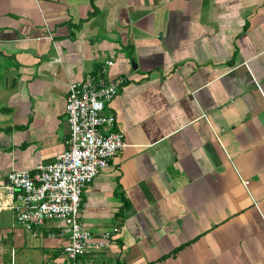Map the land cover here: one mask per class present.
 I'll return each mask as SVG.
<instances>
[{"label":"crops","instance_id":"1","mask_svg":"<svg viewBox=\"0 0 264 264\" xmlns=\"http://www.w3.org/2000/svg\"><path fill=\"white\" fill-rule=\"evenodd\" d=\"M106 60L126 146L80 205L111 246L76 264H264V0H0V201L67 148L69 82ZM62 228L1 208L0 264H70Z\"/></svg>","mask_w":264,"mask_h":264},{"label":"built area","instance_id":"2","mask_svg":"<svg viewBox=\"0 0 264 264\" xmlns=\"http://www.w3.org/2000/svg\"><path fill=\"white\" fill-rule=\"evenodd\" d=\"M112 64L106 60L97 72L69 82L65 98L67 148L33 173L23 169L9 172L6 200L0 201V209L14 210L16 223L27 231L47 220L61 221V234L67 236L63 252L70 264H76L81 255L111 246L110 231L95 234L83 226L80 205L87 185L126 146L123 131L115 128V116L105 111L123 83L120 76L104 75Z\"/></svg>","mask_w":264,"mask_h":264}]
</instances>
